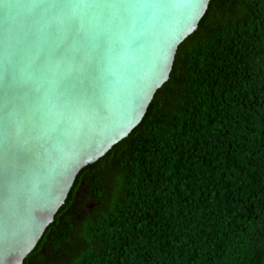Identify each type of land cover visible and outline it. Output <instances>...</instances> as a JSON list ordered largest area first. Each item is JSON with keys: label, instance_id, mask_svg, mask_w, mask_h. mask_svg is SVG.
I'll list each match as a JSON object with an SVG mask.
<instances>
[{"label": "trees", "instance_id": "1", "mask_svg": "<svg viewBox=\"0 0 264 264\" xmlns=\"http://www.w3.org/2000/svg\"><path fill=\"white\" fill-rule=\"evenodd\" d=\"M23 264H264V0H210Z\"/></svg>", "mask_w": 264, "mask_h": 264}, {"label": "water", "instance_id": "2", "mask_svg": "<svg viewBox=\"0 0 264 264\" xmlns=\"http://www.w3.org/2000/svg\"><path fill=\"white\" fill-rule=\"evenodd\" d=\"M209 2L0 0V264H23L79 170L138 125Z\"/></svg>", "mask_w": 264, "mask_h": 264}, {"label": "snow or ice", "instance_id": "3", "mask_svg": "<svg viewBox=\"0 0 264 264\" xmlns=\"http://www.w3.org/2000/svg\"><path fill=\"white\" fill-rule=\"evenodd\" d=\"M6 7H7V5H6Z\"/></svg>", "mask_w": 264, "mask_h": 264}]
</instances>
